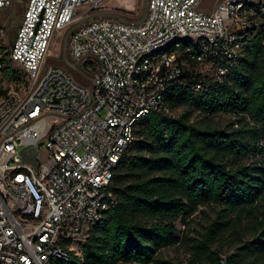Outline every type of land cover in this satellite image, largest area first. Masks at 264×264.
Returning <instances> with one entry per match:
<instances>
[{"label": "built area", "instance_id": "2783aa9c", "mask_svg": "<svg viewBox=\"0 0 264 264\" xmlns=\"http://www.w3.org/2000/svg\"><path fill=\"white\" fill-rule=\"evenodd\" d=\"M101 1L25 0L5 43V14L19 1L0 0V71L4 58L22 71L0 95V264L70 260V244L115 203L111 179L134 122L166 112V87L193 65L220 80L240 53L242 34L264 24V0H214L206 10L201 0H146L137 23L90 18L65 42L67 58L92 76L90 89L57 62L58 47H49ZM40 143L47 156L38 162ZM27 144L35 167L18 153ZM214 264H226L224 255Z\"/></svg>", "mask_w": 264, "mask_h": 264}, {"label": "trees", "instance_id": "16d2710c", "mask_svg": "<svg viewBox=\"0 0 264 264\" xmlns=\"http://www.w3.org/2000/svg\"><path fill=\"white\" fill-rule=\"evenodd\" d=\"M263 33L264 24L242 34L240 53L220 80L183 71L168 84L167 111H149L133 124L111 179L114 205L90 227L78 253L48 264H173L156 253L178 241L174 221L186 222L197 205L208 203L217 206L215 214L191 237L193 252L183 264H214L219 251L213 244L241 219L248 237H235L226 264H264ZM20 78L4 58L0 81ZM195 82L201 87L193 91ZM6 89L0 83V95ZM194 111L202 119L190 120ZM216 112L235 115V125L209 124L206 116ZM255 153L258 158L245 160Z\"/></svg>", "mask_w": 264, "mask_h": 264}, {"label": "rangeland", "instance_id": "374dc122", "mask_svg": "<svg viewBox=\"0 0 264 264\" xmlns=\"http://www.w3.org/2000/svg\"><path fill=\"white\" fill-rule=\"evenodd\" d=\"M18 3H13V5L6 11L5 19L7 21V30L5 35V43H8V40L11 38L14 28L17 24V21L20 18V14L24 5L25 0H18ZM205 3V1H204ZM208 6H211L214 1H206ZM84 7V6H83ZM99 10L108 9L112 11H116L121 13L127 17H136L140 11V0H104L101 1L99 6ZM82 7L77 8L75 11V15L80 13ZM64 30V29H63ZM60 31L59 35L51 40V45L49 47V51L52 52L54 48L58 47L59 52V40L62 34ZM264 41V33L263 38ZM57 62H59L57 60ZM189 69L199 72L201 76H212V71L207 68L193 65L189 67ZM18 74L22 76V71L18 68ZM75 78L81 82H85L83 79L79 78L74 74ZM19 81V80H18ZM2 85L9 87L10 85H17L19 82H11V81H2ZM179 108L174 110L177 111ZM202 119V115L197 112H192L190 114V120L199 121ZM235 115H232L227 112H216L212 115L206 116V120L209 124L216 126H225L229 123L235 125ZM45 120L47 122L58 121V117L54 115H47ZM262 142V139H258L257 145L259 146ZM47 156V150L42 143L38 144L36 148V160L41 162ZM259 157V153H255L254 156L245 157L246 161H252L255 158ZM217 209L216 205H212L208 203L206 205H197L196 208L186 217V222H181L178 219L174 221L175 225V233L178 236V241L174 244L159 248L156 256L161 259H169L173 264H183L187 260L189 256H191L193 252V248L191 246V237H198V233L202 230L204 224L211 219L215 210ZM239 224L240 226L232 231H227L224 233L213 245L218 248L219 255H225L228 252L232 251L234 246L236 245L235 237L238 239L244 240L248 237V231L243 227L245 223V219H241ZM82 240L75 241L70 244L71 251L73 253H78V246ZM214 246V247H215ZM264 260V256L262 261ZM256 262V260H255ZM192 264H209L207 261L200 262L197 259L193 261Z\"/></svg>", "mask_w": 264, "mask_h": 264}, {"label": "water", "instance_id": "95a60500", "mask_svg": "<svg viewBox=\"0 0 264 264\" xmlns=\"http://www.w3.org/2000/svg\"><path fill=\"white\" fill-rule=\"evenodd\" d=\"M145 6H146V0H140V11L138 15L133 18L131 17L129 18L121 13L108 10V9L94 10L80 17H77L67 27L64 28L61 34V37L59 40V55L56 58V60H58L63 66H65L67 69L73 72V74L83 79L85 82H88L90 84L89 88L91 89L92 83H93L92 76L87 74L77 65V60H69L66 56L65 42H66V38L68 34L70 33L71 30H73L78 25L94 17H108V18H114V19H119L123 21H130L132 23H137L143 18V15L145 13ZM18 153L22 161L28 162L33 167H35L36 165L35 151H34V147L31 144H27L19 148Z\"/></svg>", "mask_w": 264, "mask_h": 264}, {"label": "crops", "instance_id": "0c3cea01", "mask_svg": "<svg viewBox=\"0 0 264 264\" xmlns=\"http://www.w3.org/2000/svg\"><path fill=\"white\" fill-rule=\"evenodd\" d=\"M204 1H205V3H204ZM206 1H214V0H201L199 6H200L202 9H205V10H206V9H209V7H210V6L207 5Z\"/></svg>", "mask_w": 264, "mask_h": 264}]
</instances>
